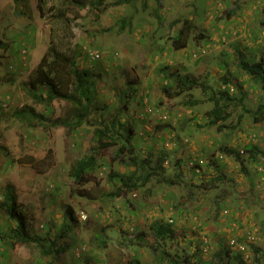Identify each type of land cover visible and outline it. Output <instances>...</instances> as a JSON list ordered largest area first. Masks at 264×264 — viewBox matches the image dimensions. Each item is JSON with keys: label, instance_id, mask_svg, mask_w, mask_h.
Masks as SVG:
<instances>
[{"label": "rangeland", "instance_id": "374dc122", "mask_svg": "<svg viewBox=\"0 0 264 264\" xmlns=\"http://www.w3.org/2000/svg\"><path fill=\"white\" fill-rule=\"evenodd\" d=\"M155 1L161 7L162 0ZM163 1L161 10L151 6L154 0L67 5L78 15L72 23L74 36L58 39L59 33L55 38L57 48L75 56L80 69L97 76L101 110L92 109L93 116L103 120L101 127L110 124L122 104L121 91L134 81L138 87L119 117L136 130L133 143L142 154L148 145H156L169 158L173 153L181 156L188 167L178 185L153 179L138 193L118 196L108 175L125 168L112 160L114 147L98 150L94 127L84 125L70 135L64 125H50L46 119L64 115L70 102L55 99L45 106L28 91L33 70L51 46L56 11L41 13L38 0H0V264H131L136 259L141 262L135 264L160 260L176 264L169 260L172 255H177L178 264H217L215 253L222 239L226 246L235 239L234 254L241 251L249 264H264V121L255 122L246 111L264 103V87L239 66L237 50L251 63L264 57V0ZM178 17L188 19L190 38L187 47L177 50L173 39L184 24L181 20L177 25ZM124 18L128 23L121 30ZM167 68L189 75L198 81L197 86L174 96L178 87L163 77ZM224 77L234 97L245 94L246 98L232 103L228 119L212 125L207 115L214 106L209 99L212 90L204 91L202 83L224 89ZM168 85H173L170 93ZM186 100H197V104L186 105ZM26 104L45 117L32 125L17 119L13 112ZM150 109L154 112L147 114ZM165 114L164 120L159 118ZM184 123L186 127L181 128ZM165 124L171 127L165 130ZM172 137L183 143L179 151L164 149L173 146L169 144ZM249 143L257 146L261 161H252L241 151ZM223 146L239 149L240 159L226 155ZM95 148L98 162L93 180L83 186L81 195L73 189L70 169ZM191 153L217 157L222 166L216 169L212 166L216 161L210 162L193 174L187 163ZM166 165L167 175L175 177L174 161ZM60 182L64 188L58 190ZM8 188L17 196L16 209L29 232L45 239L50 236L57 245H66V251L46 255L35 241L15 238L20 219L1 205ZM70 207L77 217L73 223ZM167 221H173L174 236L166 243L158 242L152 225ZM62 228L69 232L59 237ZM199 239L211 242L207 251L192 248ZM162 248L171 255L165 260Z\"/></svg>", "mask_w": 264, "mask_h": 264}, {"label": "trees", "instance_id": "16d2710c", "mask_svg": "<svg viewBox=\"0 0 264 264\" xmlns=\"http://www.w3.org/2000/svg\"><path fill=\"white\" fill-rule=\"evenodd\" d=\"M19 2V0H15ZM60 2L57 5H53V2L56 3L57 0H38V8L41 11L48 12L56 11V14H52V20L54 24L50 28V42L51 46L48 51L44 54L43 58L33 70L31 74V80L28 85H30L29 92L30 95L37 103H40L45 106H49L55 99H64L70 102V106L65 111L64 115L57 117L52 120L51 117H47L48 121H50V125H64L68 133L71 135L78 127H82L84 125L94 127L95 141L97 143L96 148L98 150L109 149L114 147V154L112 156V160L115 163H118L120 166L124 167L123 171L112 170L108 178L111 182L116 184L115 194L116 195H124L125 193L132 192H140V188L145 187L148 183H150L153 179H157L158 182H164L169 185H178L181 183V178L183 172H185V165L183 164V160L181 156L176 157L173 153V157L168 156L165 150L159 149L156 145H148L147 152L145 154L140 153L137 149V143H133V136L136 133V130L128 124V122L124 119H120V115L123 110L128 109L127 104L130 101V96L132 91H134L135 87H138L134 81H130L123 89L119 95V101L122 102L121 106H117V113L110 120V124L101 127L103 124V120L98 119L93 116L94 110L93 106H96L95 109L101 110L100 101L96 92V82L97 76L94 75L93 72L87 69H80L76 64L75 56L70 55L68 52L61 51L56 45L55 38L60 33L62 35L57 37L58 39H66L73 38L74 32L72 30L73 20L78 16L75 10L69 9L67 5L85 7L87 5H95L101 4L103 0H59ZM129 0H117V3H127ZM48 3L50 7L47 8ZM73 14L71 17L69 14ZM75 16V17H74ZM162 17V16H161ZM184 20L183 26L180 28L178 33L175 35L173 39L172 46L175 49H183L187 47L189 43V26H185L188 19L179 18L177 19L178 23ZM131 21V20H130ZM127 20L124 18L120 21L119 26L121 30H124ZM175 28V27H174ZM173 28V29H174ZM144 50V49H143ZM239 66L249 73L252 77L255 78L257 82H261L262 87H264V57L261 58L257 62H249L245 57V53L239 49ZM163 77L168 78L173 84L176 82L177 84V93L174 95L181 94L184 90L188 88H193L197 86L198 81L191 78L189 75L181 76L177 69L174 71H169L168 68L163 71ZM224 80L227 82L226 88L215 89L207 84L202 83L203 90L208 91L212 90L209 99L213 101L214 106L207 112L209 117V124H219L220 122L228 119L229 114L231 112V105L233 102L237 101V99L243 103L246 95L242 94L241 97L236 98L230 93L229 81L224 77ZM239 83L236 84V86ZM167 87V86H166ZM170 90H173V85H168V89L166 88V92L170 93ZM182 90V91H181ZM172 96V94H168ZM132 97V96H131ZM139 101L140 97H136ZM197 100H186L184 104L188 105L189 103L193 106L197 104ZM162 103L161 101L159 102ZM246 111L251 113L255 122H263L264 121V103H260L259 106L253 110L246 108ZM152 109L148 111L147 114H150ZM145 112H142V116L144 120L147 121L149 117ZM13 115L17 119H21L22 121L28 122L29 124L35 123V120H42L45 117L44 112L37 111L35 106L22 105L19 108H16L13 112ZM133 117V116H132ZM161 119H165L159 116ZM162 120V121H163ZM145 124V123H144ZM169 124L163 125V128L166 130L170 128ZM185 123L182 124L181 128H185ZM222 128V126H221ZM162 139L166 140L165 136L162 135ZM177 137H172L171 142L173 146L165 145L164 149L172 150L171 152L179 151V148L183 146V143H179ZM167 141V140H166ZM96 148L93 152L85 157L78 159L73 163L70 169V175L73 180V189L76 190L78 194H84L83 191L85 189L83 186L92 181V172L97 166L98 162V153L96 152ZM222 150L226 155H235L237 159H240L241 154L239 149L223 146ZM258 148L256 145L249 143L243 145V149L241 151H245L246 154L249 155V159L252 161H261V158L257 156ZM192 153L187 157V163L192 157ZM32 158V157H31ZM33 159V158H32ZM217 157H210L211 162L216 161ZM242 159V158H241ZM169 161H174L173 168L176 170V176L171 177L167 175L168 166L166 163ZM243 163V159H242ZM215 164V165H214ZM222 166L218 161L214 162L212 166L218 169ZM193 174L195 173V169H193ZM254 185L255 183L252 182ZM56 188L58 190L64 188L62 182L57 183ZM2 206L7 207L8 212L11 216L19 217V224L14 228L15 238L21 240L22 242L29 243L35 241L38 243L43 253L55 254V256L61 254L62 252L67 250L66 245H57V241L55 239H50V236L47 235L46 239L42 235H32L29 230L26 228L25 218L17 211V196L13 192L12 189L8 188L5 192V198L1 203ZM69 208V216H71V223L77 220L74 210ZM216 210V209H215ZM68 212V213H69ZM67 213V214H68ZM171 220V219H170ZM173 221H167L165 224L155 222L152 225V231L155 235V238L158 242L162 243V240H165V243L168 241V238H172L174 236V230L172 228ZM69 229L62 228V231L59 237H64L68 234ZM57 237V238H59ZM203 242V241H202ZM219 242V240H218ZM160 244V243H159ZM255 246V245H254ZM156 249V248H155ZM235 248L232 246H226L225 241L219 242V249L216 251L215 256L217 257V264H230L232 260H237L236 264H249V257H245L241 255L240 252L237 251V254H234ZM255 250L257 252H261L260 247H256ZM163 260L164 258L170 257V254L166 253L165 248H162ZM170 262H177V255L175 257L172 255L170 257ZM135 262L140 263L141 261H132L131 264H135ZM183 262H189V259ZM141 264H144L143 261ZM152 264H161V260Z\"/></svg>", "mask_w": 264, "mask_h": 264}, {"label": "clouds", "instance_id": "9594fccd", "mask_svg": "<svg viewBox=\"0 0 264 264\" xmlns=\"http://www.w3.org/2000/svg\"><path fill=\"white\" fill-rule=\"evenodd\" d=\"M23 48H22V50L23 49H25L26 50V52L24 53V54H27L28 53V45L27 44H24L23 46H22ZM22 50H21V56H22ZM87 52H85V54H86ZM100 57V55L98 56V57H93V58H99ZM88 59H90V60H93L91 57H88ZM21 60H22V58L21 59H19V61L21 62ZM164 116H166L167 117V114H165ZM193 155H194V153H193ZM201 156V155H200ZM203 157V156H202ZM203 158H205V157H203ZM206 159V164H205V166H207V165H210V162H211V160H210V158L208 159V158H205ZM190 161V160H189ZM189 161H188V166L191 168V166L189 165ZM204 166V167H205ZM203 167H201V169H202ZM194 169V168H193ZM198 171H195V173H197ZM134 195H136V193L134 194ZM229 211V210H228ZM228 213V212H227ZM83 218L84 219H86V215H84L83 216ZM203 241V242H202ZM251 241V240H250ZM229 243V245L228 246H232L233 248H235V246L234 245H231V243L230 242H228ZM192 248H194V249H198V248H200V250H201V252L203 251V248L205 247V251H207L209 248H210V245H211V242L209 241V240H198L197 242L196 241H193V243H192ZM204 251V252H205ZM239 252H241V251H239Z\"/></svg>", "mask_w": 264, "mask_h": 264}, {"label": "built area", "instance_id": "2783aa9c", "mask_svg": "<svg viewBox=\"0 0 264 264\" xmlns=\"http://www.w3.org/2000/svg\"><path fill=\"white\" fill-rule=\"evenodd\" d=\"M23 52H26V50L24 49ZM98 56H99V55H97V57H98ZM206 162H207V161H206L205 158H203V157L200 156V155H196V154H194V155L191 157L190 161H189V165H190L192 168H194L196 171H199V170L201 169V167H204V166H205ZM263 170H264V169H263ZM226 212H228V210H226ZM230 243H231V245H234V246H235V244H237L235 239L231 240ZM242 244H243V243H242Z\"/></svg>", "mask_w": 264, "mask_h": 264}, {"label": "crops", "instance_id": "0c3cea01", "mask_svg": "<svg viewBox=\"0 0 264 264\" xmlns=\"http://www.w3.org/2000/svg\"><path fill=\"white\" fill-rule=\"evenodd\" d=\"M161 3H162V5H161V7H157V3H156V1L154 0V3L153 2H151V6H153L154 5V8H158V10H161V9H163V7L162 6H165V3H164V1L162 0L161 1ZM197 18H198V16H196ZM179 24H181V23H178V21H177V25H179ZM175 28H176V26H175ZM174 31V30H173Z\"/></svg>", "mask_w": 264, "mask_h": 264}]
</instances>
